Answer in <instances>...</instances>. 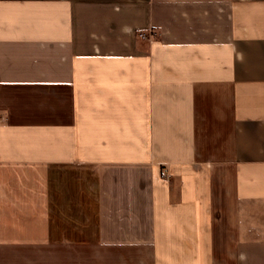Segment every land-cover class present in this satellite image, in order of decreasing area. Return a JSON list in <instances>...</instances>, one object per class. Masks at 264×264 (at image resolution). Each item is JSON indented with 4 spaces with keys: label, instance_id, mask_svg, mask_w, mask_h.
I'll use <instances>...</instances> for the list:
<instances>
[{
    "label": "crops",
    "instance_id": "0c3cea01",
    "mask_svg": "<svg viewBox=\"0 0 264 264\" xmlns=\"http://www.w3.org/2000/svg\"><path fill=\"white\" fill-rule=\"evenodd\" d=\"M0 264H264V0H0Z\"/></svg>",
    "mask_w": 264,
    "mask_h": 264
},
{
    "label": "built area",
    "instance_id": "2783aa9c",
    "mask_svg": "<svg viewBox=\"0 0 264 264\" xmlns=\"http://www.w3.org/2000/svg\"><path fill=\"white\" fill-rule=\"evenodd\" d=\"M141 37H143V36H141Z\"/></svg>",
    "mask_w": 264,
    "mask_h": 264
}]
</instances>
